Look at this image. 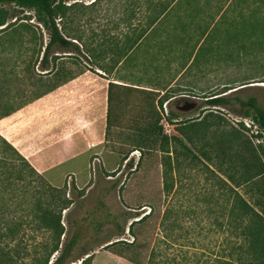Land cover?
<instances>
[{
	"label": "rangeland",
	"instance_id": "374dc122",
	"mask_svg": "<svg viewBox=\"0 0 264 264\" xmlns=\"http://www.w3.org/2000/svg\"><path fill=\"white\" fill-rule=\"evenodd\" d=\"M64 3L68 5L67 15H59L58 25L64 34L78 38L73 40L81 51L55 44L44 64L41 59L51 38L47 17L34 7L0 3V18L5 19L0 24V117L41 95L68 75V70L78 74L86 69L101 72L98 67L114 66L117 53L123 50L121 44L128 41L129 45L157 10L171 3L172 7L156 23L155 33L147 40L154 48L141 51L145 56L140 60L142 68L136 70L132 65L136 71H129L128 77L159 89L150 90L164 101L166 117L178 123L162 120L164 134L180 137L183 143L176 137L168 139V143L158 136L142 141L129 129L113 131L104 156L94 154L90 164L85 162L84 167L83 164L76 167L78 174L70 171L65 181L60 177L52 182L67 190L71 203L62 215L65 234L60 251L52 255L50 263L73 239V249L64 264H74L92 253H95L93 264H135L114 251L128 255L137 252L146 261L154 246L163 251L162 257L180 259L187 255L196 261L214 257L227 233L204 230L209 228V224H204L209 220L207 216L197 215V219L184 216L186 225L199 227L189 234L182 232L176 244L170 240L174 238L171 232L167 241L162 239L160 223L167 208L176 211L194 208L207 213L202 199L208 189L217 194L213 185L216 175L209 167L217 173L223 168L240 178L244 164L259 161L260 155H264V128L255 121L254 109L235 100L227 106L207 104L210 94L242 87L230 96L244 99L256 96L264 107V0L173 3L65 0ZM131 47H127L126 53ZM126 65L118 70L117 76L128 74ZM46 67L49 69L44 70ZM181 124L193 144L175 130ZM141 145L140 150L135 149ZM168 167V178L174 185L170 191L165 188ZM239 190L249 199L260 195L247 187ZM63 196L61 192L57 194L59 204ZM146 214L145 221L133 228L139 244L145 247L128 250L118 242L103 248L117 240L133 241L130 225ZM198 219L203 221L202 225H197ZM52 235L50 230L41 235L46 256L55 244Z\"/></svg>",
	"mask_w": 264,
	"mask_h": 264
},
{
	"label": "trees",
	"instance_id": "16d2710c",
	"mask_svg": "<svg viewBox=\"0 0 264 264\" xmlns=\"http://www.w3.org/2000/svg\"><path fill=\"white\" fill-rule=\"evenodd\" d=\"M65 0H0V3H14L25 7L37 8L40 13L48 19L51 38L45 47L41 64L47 62V57L51 47L59 44L62 48L74 47L81 51V47L73 40L78 39L72 35H66L60 29L57 18L67 15L68 5ZM172 3L176 0H170ZM167 3L157 10L155 15L145 23L140 30L139 37L135 44L145 33L154 29L156 23L172 7ZM5 19L0 18V24H4ZM125 49L120 55H124ZM242 87L210 94L207 97V104L212 106H227L235 100L241 106L254 109L255 121L264 128V107L260 105L256 96H249L247 99L241 96H230V93ZM158 94L154 90L141 87L109 82L108 92V112H107V132L106 146L109 144V137L113 131L129 129L134 134L140 136V140L150 137H162L165 141L177 136H167L164 134L162 120H169L170 124L176 125L173 118L166 117L163 108L164 101L157 98ZM174 97V96H173ZM170 103V102H169ZM173 114V113H172ZM183 123V122H181ZM182 124L176 126L175 130L184 135L186 140L193 144V139L182 130ZM169 143V141H168ZM185 147L191 151L186 144ZM141 146L135 149L140 150ZM168 153L172 150L167 149ZM175 151V149L173 150ZM194 153V152H193ZM195 154V153H194ZM207 157V153L203 152ZM259 161L246 163L242 166L243 172L240 178L233 174L224 172L223 168L219 172L209 167L216 175L214 186L216 193L204 196L202 201L206 204L207 213H200L194 208H187L185 211L167 208L160 223L161 237L168 240L169 232L174 235L170 238L173 244L179 243L182 232L189 234L192 230H198L199 226L191 228L183 221L184 216L197 219L195 216H207L205 225L209 224L207 232H226L219 253L210 259L196 261L188 257L178 259L177 257H162V250L159 246H154L147 255L146 261L140 259L139 253L132 255L124 254L122 251H114L115 254L125 257L135 264H264V155H260ZM172 167V166H171ZM171 169V168H170ZM169 167L165 169V188L170 191L173 183L169 181ZM240 187H247L250 190H257L259 196L247 198L240 190ZM63 193L59 204L58 193ZM70 198L67 190L56 187L49 181L31 161L0 132V264H64L68 254L72 251L75 240L67 242L64 249L50 263L55 252L60 251L62 236L65 234V226L62 223L63 211L70 206ZM187 207V206H186ZM260 207V208H258ZM203 212V211H202ZM147 214L138 220H134L130 225V231L134 234L133 241L117 240L103 248L116 245L121 242L124 248L134 250L138 246L145 247L138 240L137 233L133 231L134 224L145 221ZM203 221L198 219L197 225H202ZM202 229V228H201ZM50 230L53 233L55 244L49 255H44V245L42 233ZM164 233V234H163ZM177 236H176V234ZM138 241V242H137ZM181 244V243H180ZM86 254H89L87 252ZM203 254V253H202ZM95 253L83 256L81 261L75 260L74 264H93ZM162 257V258H161Z\"/></svg>",
	"mask_w": 264,
	"mask_h": 264
},
{
	"label": "crops",
	"instance_id": "0c3cea01",
	"mask_svg": "<svg viewBox=\"0 0 264 264\" xmlns=\"http://www.w3.org/2000/svg\"><path fill=\"white\" fill-rule=\"evenodd\" d=\"M154 33L153 29L149 30L136 44L139 37L136 34L129 45L128 41L123 42L124 55L117 53L115 65L110 68L98 67L101 72L86 69L77 74L68 70V75L41 95L0 117V132L49 181L60 180V177L65 181L70 171L78 174V165L84 167L90 164L92 155L104 156L109 150L106 146L109 82L159 90L129 79V71H136L145 57L141 51L154 48L147 41ZM125 63L128 74L117 76Z\"/></svg>",
	"mask_w": 264,
	"mask_h": 264
},
{
	"label": "water",
	"instance_id": "95a60500",
	"mask_svg": "<svg viewBox=\"0 0 264 264\" xmlns=\"http://www.w3.org/2000/svg\"><path fill=\"white\" fill-rule=\"evenodd\" d=\"M112 243V242H111Z\"/></svg>",
	"mask_w": 264,
	"mask_h": 264
}]
</instances>
